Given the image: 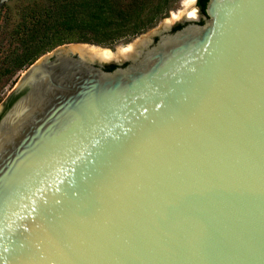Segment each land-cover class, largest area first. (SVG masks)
<instances>
[{
    "label": "water",
    "instance_id": "water-1",
    "mask_svg": "<svg viewBox=\"0 0 264 264\" xmlns=\"http://www.w3.org/2000/svg\"><path fill=\"white\" fill-rule=\"evenodd\" d=\"M204 13L125 66L71 42L27 68L0 115V264H264V0Z\"/></svg>",
    "mask_w": 264,
    "mask_h": 264
},
{
    "label": "trees",
    "instance_id": "trees-1",
    "mask_svg": "<svg viewBox=\"0 0 264 264\" xmlns=\"http://www.w3.org/2000/svg\"><path fill=\"white\" fill-rule=\"evenodd\" d=\"M15 1L12 6H5L7 13L4 15V29L14 44L4 56L5 66L0 72V79L3 75H14L23 66L32 63L38 56L60 44L84 42L110 46L118 41L130 39L153 27L174 9L178 2V0ZM206 1L196 0V5L203 15Z\"/></svg>",
    "mask_w": 264,
    "mask_h": 264
},
{
    "label": "rangeland",
    "instance_id": "rangeland-1",
    "mask_svg": "<svg viewBox=\"0 0 264 264\" xmlns=\"http://www.w3.org/2000/svg\"><path fill=\"white\" fill-rule=\"evenodd\" d=\"M15 2H16L15 0H6L4 2H1V0H0V72H2V70L5 66V63L3 62L4 56L8 53L9 49L14 44V42L7 35L6 30L4 29V24H5L4 15H5V13H7L5 6L6 5L12 6V4ZM185 2H187V0H178L177 5L174 9L170 10L165 17L161 18L153 27L145 30L144 32H142V33H140V34H138V35H136L130 39L118 41V42H116L110 46H101V45H98V46L103 47L101 49L111 50L114 54H119L125 48L133 46L141 40H144L146 38L149 40L154 34H156L157 32H159L160 30H162L164 28L165 29L169 28L172 24H174L177 21H182V20H185L186 18L198 19L199 18V12H198V8L196 6V1H194V4L191 5L190 7H187ZM193 10H194L196 16L195 17H188L186 15V12L193 11ZM64 44H67V43H64ZM89 44H91V43H89ZM60 45H63V44H60ZM93 45H97V44H93ZM91 47H96V46H91ZM54 48H52L51 50L41 54L35 60L39 59L40 57H42L43 55H45L47 53H51V51ZM128 59H129L128 57H126V58H124V57L113 58V60L116 63H122ZM34 61H32V63ZM108 61H110V60H108ZM32 63L26 64L20 70L16 71V73L14 75H11V76L3 75L1 77V79H0V115L2 114V111L9 104L8 98H9V94H10L11 89L13 88L14 84L19 80V78L25 73L27 68Z\"/></svg>",
    "mask_w": 264,
    "mask_h": 264
},
{
    "label": "bare ground",
    "instance_id": "bare-ground-1",
    "mask_svg": "<svg viewBox=\"0 0 264 264\" xmlns=\"http://www.w3.org/2000/svg\"><path fill=\"white\" fill-rule=\"evenodd\" d=\"M195 0H187V2H185L187 7H190L191 5L194 4ZM189 10V9H188ZM186 15L188 17H195L196 14L193 11H188L186 12ZM148 42V39H144L141 40L139 42H137L135 45L130 46L125 48L122 52H120L119 54H114L111 50L108 49H101L99 47H91V46H87V45H80V44H71L67 47H63L62 50L60 51V53L62 54H67L69 52H77L79 53V55L81 56H87L88 58L91 59H98V60H110L113 58H120V57H131L134 56L135 54H137L139 52V49L141 46L145 45Z\"/></svg>",
    "mask_w": 264,
    "mask_h": 264
},
{
    "label": "flooded vegetation",
    "instance_id": "flooded-vegetation-1",
    "mask_svg": "<svg viewBox=\"0 0 264 264\" xmlns=\"http://www.w3.org/2000/svg\"><path fill=\"white\" fill-rule=\"evenodd\" d=\"M197 6V5H196ZM198 8V7H197ZM198 12H199V18L197 19L199 22L200 21H204L205 20V15L201 14L199 8H198ZM187 23V20H182V21H177L175 22L174 24H172L169 28L167 29H162L160 30L159 32H157L156 34H154L149 40L148 42L146 43V46H151L152 44L155 43V41L158 39L159 35L163 32H173L177 29H179L180 27H182L183 25H185ZM130 62V60H126L122 63H116L113 59H110V61L108 60H103V63H102V66L103 68L105 69H108L110 68L109 70L113 69L114 67L118 66V65H121V66H125L127 65L128 63ZM15 96H11L9 97L8 101H10L12 98H14Z\"/></svg>",
    "mask_w": 264,
    "mask_h": 264
}]
</instances>
